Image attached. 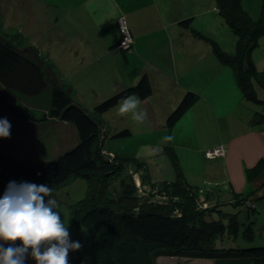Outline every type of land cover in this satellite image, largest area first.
<instances>
[{
    "label": "trees",
    "instance_id": "16d2710c",
    "mask_svg": "<svg viewBox=\"0 0 264 264\" xmlns=\"http://www.w3.org/2000/svg\"><path fill=\"white\" fill-rule=\"evenodd\" d=\"M215 6L236 36L234 51L226 53L216 48V56L233 69L236 84L245 100L264 103V97H259L252 86L251 77L257 68L250 56L258 36L264 33V1L258 18H252L240 0H215ZM190 21L191 17H187L183 23L188 25ZM118 44L119 39L114 46ZM150 92L151 82L148 75L143 73L134 84L117 89L95 103L89 111L70 96L62 82L52 75L48 76L36 59L23 54L5 36L0 35V105L9 118L39 127L36 138L49 137L55 130L53 120L57 119L70 123L76 133V141L62 152L48 158L41 155L27 162L0 147V198L10 181L43 184L54 190L70 177L84 176L86 190L89 189L90 193L78 199L75 212L77 208L80 209L81 221L94 218L96 238L90 252L92 264H138L133 257L134 243L143 238L155 239L154 245L167 242L168 247L165 248L163 244L158 247L160 251L169 249L177 252L189 248L190 251L215 255L212 264H264V220L257 223L256 205L248 201L247 194L240 193L228 201V207H218L216 203L202 207L196 188L185 180L178 169L172 149L169 150L173 154L171 162L176 169L175 178L148 184L161 183L169 199L151 205L129 204L118 211L100 200L104 182L100 184L99 180L104 179L107 169L114 172L120 170L122 167H114L115 163H121L122 157L103 156L102 143L93 147L101 129L97 116L123 97L135 94L143 98ZM195 97L192 89L185 90L166 116L165 126L168 129L183 115ZM262 118L264 113L254 110L251 122ZM129 134V127L123 126L109 132L108 136L123 137ZM44 150L46 148H43V153ZM258 167L251 171L255 172ZM95 173H98L97 182L94 181ZM126 183L131 184L129 179ZM93 188L97 191L94 197L91 196ZM120 196L123 195L118 198ZM254 228L259 230L260 241L253 238ZM211 238L214 239L212 248L207 249ZM200 245H205V248L200 249ZM31 263L29 257L26 264Z\"/></svg>",
    "mask_w": 264,
    "mask_h": 264
},
{
    "label": "crops",
    "instance_id": "0c3cea01",
    "mask_svg": "<svg viewBox=\"0 0 264 264\" xmlns=\"http://www.w3.org/2000/svg\"><path fill=\"white\" fill-rule=\"evenodd\" d=\"M205 2L206 0H83L88 6L86 9L90 13V20H84L79 13L78 19L88 31L73 34L66 39L81 44L82 40L91 41L101 37L108 51L93 50L92 54L86 51L82 54V63L106 56L108 60L102 61L103 65L110 72L117 70L116 73L122 72V75L118 74V78L105 91L94 85L100 76L94 79L88 71L70 85L65 80L54 77L81 104L79 88L85 85L96 89L94 97L100 101L115 89L136 82L146 73L151 82V92L139 98L148 119L166 117L185 90L192 89L196 97L183 115L169 129L164 120V128L173 136L171 143L174 142L172 147L178 169L185 180L196 188L202 203L228 207V201L235 194L241 193L247 194V199L258 210L261 206L264 208V118L254 123L251 118L253 111L258 109L256 107L264 103L245 100L230 65L223 64L216 55L204 59L203 55L210 48L196 43L194 39L211 36L218 40L220 35L215 30L223 29V34L227 36V44L218 49L226 53H232L235 49V37L233 38V33L228 35L229 26L217 13L215 0L214 3L209 0L208 7ZM194 7L201 10V16H206V26L195 23L191 25V21L188 25L183 23L185 18L192 16L189 13ZM206 8L210 10L206 12ZM260 14L261 10L251 16L255 18ZM119 15L125 18L133 38L131 47L126 50L112 45L119 39L116 23ZM57 18L54 15L47 20L51 22ZM194 27L209 36L201 34ZM252 53L250 56L257 68V72L251 77L252 86L259 97H264V62H257ZM74 61L71 56L67 64ZM263 108L259 109L262 113ZM101 115L103 117L99 115L98 118L104 123L106 139L109 132L114 131L111 117L121 115L118 103ZM123 116L125 122L132 119L130 114ZM127 123L131 126L132 122ZM39 130L40 128L36 132ZM55 133L54 130L50 136ZM75 141L76 136L71 142ZM220 143L224 144L223 154L208 157L207 151ZM68 145L71 143L65 147ZM255 166L259 167L255 172L251 171ZM175 173V168L167 170L165 177L171 179L175 177Z\"/></svg>",
    "mask_w": 264,
    "mask_h": 264
},
{
    "label": "rangeland",
    "instance_id": "374dc122",
    "mask_svg": "<svg viewBox=\"0 0 264 264\" xmlns=\"http://www.w3.org/2000/svg\"><path fill=\"white\" fill-rule=\"evenodd\" d=\"M208 1L206 0L205 2L206 7H208ZM212 1L214 3V0ZM263 1L242 0L241 2L240 0L241 4H244V6L242 4L243 8L250 16H253L257 12L260 13ZM87 7L83 3V0H0V35L5 36L23 54H27L28 57L36 59L48 76L52 75L63 79L67 85H70L88 71L94 79H98L97 77L100 76L94 85L97 88L101 87L105 91L118 78V74L122 75V72L116 73L117 70L110 72L102 62L108 60L106 56L100 57L99 59H92L89 63H82L84 57L82 54H85L86 51L90 54L93 53V50L100 52L108 51L105 42L101 37L94 38L91 41L82 40L80 41L81 44H77L75 41L70 42L69 39H66L70 38L73 34H83L88 31L82 21L78 19L79 13L84 20H90V13L86 9ZM209 10L208 8L205 9L206 12ZM200 11L196 10L195 7L190 10L189 14L192 15L191 25L195 23L202 27L206 26L204 24L206 16H201L202 13H199ZM54 15L58 16V18L51 22L47 20L50 16L54 17ZM258 17L256 15L255 18ZM194 28L195 30H199L196 27ZM95 29L97 30V28ZM227 29L230 31H228V35L229 33H233L230 27ZM199 31L201 34L209 36L201 30ZM211 31H214V29H211ZM214 32L221 36L217 37L218 40L211 36L194 39L196 43L210 48L203 55L204 59H208L211 56L216 57L214 50L219 48V46L222 47L227 44V36L223 34V29L221 31L215 30ZM234 37L236 36L233 33ZM251 53L257 59V62H264V33L258 36L257 45L251 50ZM71 56L72 60L75 61L72 64H67ZM258 69H261L260 64ZM134 82L131 83L134 84ZM91 87V85L89 87L85 85L83 88H79L80 93H78L80 94V105L89 110H92L93 105L98 101L94 97L96 89ZM261 105L256 108L259 110L260 107H264ZM100 117L103 116L100 115ZM0 118H7L11 127H13V129H10V137H0V147L24 162L35 160V158L41 155H44L45 158L51 157V155L58 153L61 148H64L65 145L72 143L71 141L76 136L75 129L70 123L62 120H53L56 131L55 135L47 139L36 138V130L39 127L10 119L11 117L9 118V114L4 111L1 105ZM111 118L112 130H117L127 124L130 129V134L123 137H107L105 139L107 134L104 132V123L99 120L101 129L93 143V147L102 143L103 149L101 150V154L109 157H122L121 163H115L114 168H124L116 172L108 171L107 169L104 179L101 180L97 178L98 173L94 174L95 182L97 180H99L100 184L101 181L104 182L103 190L100 192V200L114 211H118L122 206L129 204L139 206L143 203V205H151L169 199L170 197L161 183L155 182L148 185L153 181L168 180L165 177V172L174 169L172 167L173 163L171 162L174 151L171 153L169 150H174L172 147L174 142L162 143L164 136H172L164 128V120L166 117L147 118L143 124H138L129 118L127 122H132L131 126L123 121V115H116ZM45 147L47 149L43 153L42 150ZM175 149L179 151L177 147ZM84 178V176L70 177L66 182L57 185L53 191V197L60 205L57 211L60 213L62 220L64 219L65 222L68 221L71 240L80 241L83 245L81 250L69 253V264H92L90 252L96 238L93 226L94 218L89 217L83 220V222L79 220L80 209L77 208V212H75L78 199L90 193L89 189L88 191L86 190V181ZM173 178L175 177H171V179ZM128 179L131 184L126 183ZM95 187L97 188V186ZM99 189L100 187H98ZM96 193L97 191L93 188L91 196H96ZM119 195L123 196L118 198ZM197 199H199L198 196ZM208 205L211 206L210 204ZM258 210L256 209L255 218L258 219L257 223L260 224L264 220V208L261 206ZM76 213L77 216L75 217ZM258 231L257 228L253 229V238L256 241L262 239ZM213 236L216 237L215 235ZM213 238H211V243L207 249L212 248ZM229 238L233 239V237ZM161 242V244L154 245L155 239L143 238L138 243H134L136 245L133 253L134 260L138 264H212L215 258V255L190 251L189 248L177 252L169 249H161L160 251L158 247H162V244L165 245V248L168 247L166 246L167 242ZM124 244L127 245L126 243ZM200 246V249L205 248V245ZM31 262V264H35L32 258Z\"/></svg>",
    "mask_w": 264,
    "mask_h": 264
},
{
    "label": "clouds",
    "instance_id": "9594fccd",
    "mask_svg": "<svg viewBox=\"0 0 264 264\" xmlns=\"http://www.w3.org/2000/svg\"><path fill=\"white\" fill-rule=\"evenodd\" d=\"M141 103L135 94L123 97L118 111L143 124L147 112ZM10 129L7 118H0V137H10ZM172 140L173 136L166 135L162 143ZM53 191L43 184L9 182L0 198V264H26L29 257L35 264H69V253L82 249L80 241L71 240L68 221L61 219Z\"/></svg>",
    "mask_w": 264,
    "mask_h": 264
},
{
    "label": "built area",
    "instance_id": "2783aa9c",
    "mask_svg": "<svg viewBox=\"0 0 264 264\" xmlns=\"http://www.w3.org/2000/svg\"><path fill=\"white\" fill-rule=\"evenodd\" d=\"M119 30V44L120 49H129L133 43L132 35L127 27L126 20L123 15H119L116 19ZM224 151V144H217L213 149L207 151V156L221 155Z\"/></svg>",
    "mask_w": 264,
    "mask_h": 264
},
{
    "label": "water",
    "instance_id": "95a60500",
    "mask_svg": "<svg viewBox=\"0 0 264 264\" xmlns=\"http://www.w3.org/2000/svg\"><path fill=\"white\" fill-rule=\"evenodd\" d=\"M112 45H114V43L112 44ZM74 143V142H73ZM73 143H71V144H73ZM68 146H70V145H68ZM68 146H66L64 149H66ZM63 151V150H62ZM61 151V152H62ZM248 201H250V200H248ZM202 205V207H206V206H208L207 204H204V203H202V202H200ZM210 205H213V204H210Z\"/></svg>",
    "mask_w": 264,
    "mask_h": 264
}]
</instances>
